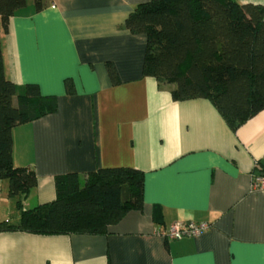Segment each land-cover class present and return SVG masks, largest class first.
<instances>
[{
    "label": "crops",
    "instance_id": "0c3cea01",
    "mask_svg": "<svg viewBox=\"0 0 264 264\" xmlns=\"http://www.w3.org/2000/svg\"><path fill=\"white\" fill-rule=\"evenodd\" d=\"M147 1L50 0L38 11L27 0L0 34L6 76L58 101L12 129L14 165L36 174L24 209L54 199L59 174L123 166L144 175L142 208L105 233L0 230V264H264V190L251 185L264 170V109L232 129L209 99L176 101L144 76L147 36L125 21ZM0 189V222L17 221L6 180ZM176 221L211 226L165 237Z\"/></svg>",
    "mask_w": 264,
    "mask_h": 264
},
{
    "label": "trees",
    "instance_id": "16d2710c",
    "mask_svg": "<svg viewBox=\"0 0 264 264\" xmlns=\"http://www.w3.org/2000/svg\"><path fill=\"white\" fill-rule=\"evenodd\" d=\"M27 0H0V34ZM36 10L50 0H33ZM125 26L147 36L143 75L168 87L174 100L207 98L227 123L239 124L264 109V5L238 0H148L129 14ZM112 82L114 65L106 64ZM55 96L38 85H15L5 74L0 50V181L20 209L17 221L0 230L38 234L105 233L127 211L143 206V172L101 167L80 176H55V197L24 209L36 174L12 159L13 127L57 111ZM262 171V170H261Z\"/></svg>",
    "mask_w": 264,
    "mask_h": 264
},
{
    "label": "built area",
    "instance_id": "2783aa9c",
    "mask_svg": "<svg viewBox=\"0 0 264 264\" xmlns=\"http://www.w3.org/2000/svg\"><path fill=\"white\" fill-rule=\"evenodd\" d=\"M251 185L252 188L264 190V170L253 174ZM210 226L208 222L176 221L170 224L162 233L167 238L180 239L198 236L207 231Z\"/></svg>",
    "mask_w": 264,
    "mask_h": 264
},
{
    "label": "rangeland",
    "instance_id": "374dc122",
    "mask_svg": "<svg viewBox=\"0 0 264 264\" xmlns=\"http://www.w3.org/2000/svg\"><path fill=\"white\" fill-rule=\"evenodd\" d=\"M5 186H6V185H3V187H2V188H3V191H2V192H4V187H5Z\"/></svg>",
    "mask_w": 264,
    "mask_h": 264
}]
</instances>
